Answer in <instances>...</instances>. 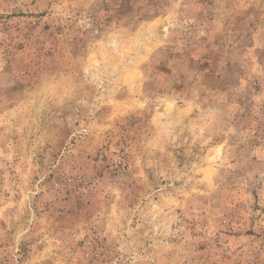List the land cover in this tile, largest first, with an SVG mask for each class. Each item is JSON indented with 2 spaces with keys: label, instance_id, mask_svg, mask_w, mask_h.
I'll list each match as a JSON object with an SVG mask.
<instances>
[{
  "label": "rangeland",
  "instance_id": "374dc122",
  "mask_svg": "<svg viewBox=\"0 0 264 264\" xmlns=\"http://www.w3.org/2000/svg\"><path fill=\"white\" fill-rule=\"evenodd\" d=\"M0 264H264V0H0Z\"/></svg>",
  "mask_w": 264,
  "mask_h": 264
}]
</instances>
